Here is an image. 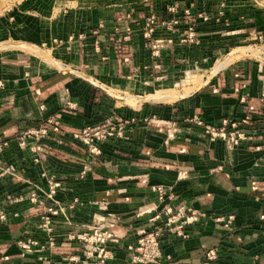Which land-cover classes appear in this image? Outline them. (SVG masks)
<instances>
[{
  "label": "crops",
  "instance_id": "obj_1",
  "mask_svg": "<svg viewBox=\"0 0 264 264\" xmlns=\"http://www.w3.org/2000/svg\"><path fill=\"white\" fill-rule=\"evenodd\" d=\"M50 4L47 14L41 8L31 13L25 27L47 59H0V141L11 142L0 154V207L7 206V196L28 191L29 183L43 185L42 169L56 175L65 182L56 198L61 208L54 218L58 242L50 250L24 253L20 240L36 234L41 238L35 222L43 207L14 204L16 216L8 213L0 221V264H85L69 260L83 249L67 238L91 223L114 225L118 241L107 264H128L132 235L158 207L155 186L172 196L168 201L174 211L191 207L208 216L189 228V239H163L161 251L170 264H202L209 249L217 254L212 264H264V87L248 85L243 66L215 73L178 103L132 109L156 118L130 126L124 138L104 143L99 155L90 156L71 138L84 127H106L124 116V106L113 104L109 91L147 83L142 67L148 62V43L131 23L144 12L157 11L161 19L176 7L191 14L237 17L244 9L226 0H47V8ZM256 18L264 26L262 11ZM155 31L163 41V58L178 65L213 53L207 51L216 41L213 32L205 30L199 49L197 40L181 43L177 28ZM194 115L213 125L237 118L247 139L227 151L221 141L210 142L189 128L186 120ZM46 120L54 126L39 153L15 148L20 133L38 129ZM83 169L86 175L79 179ZM73 199L79 202L69 210ZM216 215L233 220L224 228L213 221Z\"/></svg>",
  "mask_w": 264,
  "mask_h": 264
},
{
  "label": "built area",
  "instance_id": "obj_2",
  "mask_svg": "<svg viewBox=\"0 0 264 264\" xmlns=\"http://www.w3.org/2000/svg\"><path fill=\"white\" fill-rule=\"evenodd\" d=\"M178 13L182 14V22L187 26L184 38L180 37V42H185L186 39L190 43L196 42L193 31L195 18L203 21L209 19L202 12H198L196 17H193L188 9L179 11L175 7L168 9V14L171 17L170 21H164L156 18L154 14L148 13V15L131 22L148 43V62L142 67L148 81L153 79L161 80L162 76H158V74L169 70L166 66L168 65V59H164L161 55L163 41L157 39L154 36V32L156 27L175 28L179 25L181 17H176ZM110 40L114 41L115 39L111 37ZM123 60L124 62L129 61L128 57ZM0 88H2L1 82ZM240 101L244 103L245 98L242 97ZM40 109L43 110L44 106L41 105ZM121 109L124 116L118 122H111L106 127L97 129L84 127L80 131L72 133V140L80 142L90 156H96L101 153L102 145L110 139L124 138L130 126L140 123L148 124L150 119L156 118L152 113L143 115L141 111H132L129 106ZM186 122L191 130L203 135L208 141H221L227 151H233L238 148L248 136L247 131L242 127V121L237 118H224L218 125H213L198 115H194L189 117ZM53 126V121L46 120L43 122L42 127L38 129L23 131L14 140L16 143L14 144L15 148L18 150H26L28 148L34 154L39 153L42 150V140L49 136ZM176 132L174 127L168 132V135L174 137ZM10 143L8 140L0 141V154L10 146ZM33 161L37 163L38 158L35 156ZM85 175L86 171L83 169L78 175L79 179H83ZM39 177L44 180L43 185L35 182L29 183L28 191H20L14 195L7 196V206L5 208L0 207V221H4L8 213L11 216H16L15 212H12V205L17 203L26 204L30 207H43V213L35 222L37 229L41 233V238L35 237L36 234L35 236H27L18 242L19 248L26 254L43 251L44 249H53L58 242V235L55 234L54 218L58 216L61 208L59 200L56 198L59 192L65 188V182L56 175H47L43 169ZM153 190L156 193L158 207L151 212L145 224L132 235L133 241L126 247L129 256L128 264H170L171 258L163 255L161 251L163 239L172 235L180 240H187L190 238L189 228L208 217L206 213L191 207L174 211L168 201L172 196H168L164 187L155 186ZM48 201L50 205H46ZM77 202H79L78 199H73L67 208L72 210ZM109 217L112 216L110 215ZM212 219L216 224L228 228L233 217L229 216L225 219L220 215H216ZM65 220H67V217H65ZM113 227V224L105 226L99 223H91L82 232L69 235L67 239L76 241L83 249L81 256L70 257L69 260L85 264H107L108 261L113 259V249L118 241ZM216 257L215 250L209 249L204 253L202 264H212ZM37 259L44 260L42 256H37Z\"/></svg>",
  "mask_w": 264,
  "mask_h": 264
},
{
  "label": "rangeland",
  "instance_id": "obj_3",
  "mask_svg": "<svg viewBox=\"0 0 264 264\" xmlns=\"http://www.w3.org/2000/svg\"><path fill=\"white\" fill-rule=\"evenodd\" d=\"M226 1L231 7L244 9V12L237 17L236 15L208 16L214 18L218 24H223L219 29L212 30L216 41L212 43L213 48L208 50L213 52L207 56L208 59H191V63L188 61L179 65L174 59H169L166 66L171 68V71L159 73L158 76H162L161 80L153 79L142 85L134 84L121 92L109 91L112 95L110 96L112 103L117 107H125L122 98L138 97L139 103L130 109L172 105L199 91L215 73L233 68L236 64L244 67L243 73L248 78V85L253 82L254 87L260 85L264 87V26L259 25L256 18L260 11L264 14V0ZM40 8L41 14H47L52 10V4L47 8V0H0V59H22L20 60L22 62L36 58L47 59L38 49L40 45L31 38L28 29L25 28L29 27L27 23L30 14L40 11ZM21 29L25 33L21 36L16 35V30ZM186 40L188 42V39ZM243 50L247 52L240 54ZM229 57L231 61L225 62ZM7 61L9 62L7 64H16L14 60ZM218 63L224 64L220 69L212 72ZM173 66H177L176 71L172 69ZM157 92H165L177 97L158 102L145 99Z\"/></svg>",
  "mask_w": 264,
  "mask_h": 264
},
{
  "label": "trees",
  "instance_id": "obj_4",
  "mask_svg": "<svg viewBox=\"0 0 264 264\" xmlns=\"http://www.w3.org/2000/svg\"><path fill=\"white\" fill-rule=\"evenodd\" d=\"M148 13H152V14L155 15L156 18H158L157 15H159V14H158L157 11H150V12H146V13L144 12L145 15H148ZM196 14H197L196 12L194 14H192L193 17H196ZM176 17H179V18L181 17V19H180L181 23L179 25H177L175 28L178 29L179 33L181 34L180 36L184 38V33L187 30V26L184 25V23L182 22V14L178 13ZM170 18L171 17L168 14L165 17L162 16L161 19L164 20V21H170ZM220 26L222 27L223 24H218L214 20V18H209L207 21H203V20H200V19L195 18L193 31H194V34H195V38L197 40V45L196 46H198L199 49H200L201 44H202V41L204 39V37L202 36V34H204V32H207V31L212 32V30H214L215 28L216 29H219ZM205 30H207V31H205ZM155 33H156V31L154 32V36H156ZM180 39L181 38H179V40ZM208 52H211V51H208ZM209 55H211V54L210 53H207L206 56H209ZM141 113L143 114V111H141Z\"/></svg>",
  "mask_w": 264,
  "mask_h": 264
},
{
  "label": "bare ground",
  "instance_id": "obj_5",
  "mask_svg": "<svg viewBox=\"0 0 264 264\" xmlns=\"http://www.w3.org/2000/svg\"><path fill=\"white\" fill-rule=\"evenodd\" d=\"M34 49V48H33ZM247 50H243V51H240V54H244L246 53ZM238 53V52H237ZM231 61V57L227 58L225 62H230ZM224 63H218L216 65V68L212 71V72H215L217 71L218 69H220L222 67ZM186 94V93H185ZM128 97V96H127ZM177 97V95H173V94H169V93H165V92H157L155 93L153 96H149L147 98H145L146 100H149V101H155V102H158V101H165V100H172V99H175ZM119 98V97H118ZM122 101L123 103L126 105V106H129V107H135L137 106L136 104L139 103L140 99L138 97H130V98H122Z\"/></svg>",
  "mask_w": 264,
  "mask_h": 264
}]
</instances>
